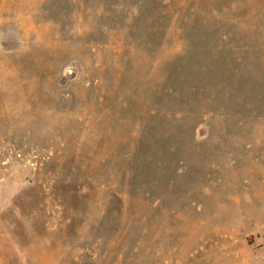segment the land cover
I'll return each mask as SVG.
<instances>
[{"label": "rangeland", "instance_id": "obj_1", "mask_svg": "<svg viewBox=\"0 0 264 264\" xmlns=\"http://www.w3.org/2000/svg\"><path fill=\"white\" fill-rule=\"evenodd\" d=\"M255 141L264 0H0V264H264Z\"/></svg>", "mask_w": 264, "mask_h": 264}, {"label": "crops", "instance_id": "obj_2", "mask_svg": "<svg viewBox=\"0 0 264 264\" xmlns=\"http://www.w3.org/2000/svg\"><path fill=\"white\" fill-rule=\"evenodd\" d=\"M234 162L233 159L231 163ZM249 181L252 185L244 190L246 217H252L258 228H264V146L261 141H255L253 176L245 182Z\"/></svg>", "mask_w": 264, "mask_h": 264}]
</instances>
